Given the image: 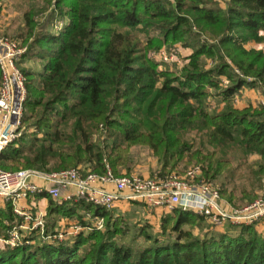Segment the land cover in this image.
I'll return each mask as SVG.
<instances>
[{
  "label": "trees",
  "instance_id": "16d2710c",
  "mask_svg": "<svg viewBox=\"0 0 264 264\" xmlns=\"http://www.w3.org/2000/svg\"><path fill=\"white\" fill-rule=\"evenodd\" d=\"M14 2L22 21L3 34L13 32L27 46L22 62L35 59L40 67L20 64L27 76L26 129L2 152L1 168L84 166L103 173L107 159L118 173L129 149L143 144L158 157L161 175L196 163L231 201L229 185L251 154L261 158L250 172L262 181L264 104L239 108L235 99L244 88H264V51L245 47L264 42V0ZM175 43L192 50L187 62L180 70L160 69L149 52ZM241 197L249 203L256 193L243 189ZM82 211L104 216L106 229L2 245L0 264H264V235L255 224L217 231L182 207L163 213L161 239L141 227L146 244L135 247L121 241L128 233L124 216L84 200L59 205L49 198L47 232L60 216ZM20 222L11 202L0 206V236Z\"/></svg>",
  "mask_w": 264,
  "mask_h": 264
},
{
  "label": "built area",
  "instance_id": "2783aa9c",
  "mask_svg": "<svg viewBox=\"0 0 264 264\" xmlns=\"http://www.w3.org/2000/svg\"><path fill=\"white\" fill-rule=\"evenodd\" d=\"M27 50L19 40L0 37V156L25 130L23 116L28 88L20 61ZM178 51L176 47H162L152 56L161 63L183 66L186 60ZM227 81L222 80L223 83ZM104 162L103 173L84 166L51 172L34 168L10 171L0 167V202L4 205L11 202L14 213L21 219L8 237L0 238L3 245L32 243L41 237L48 241L65 240L81 232L106 229L104 216L84 212L82 220L70 223L68 218H63L64 228L47 232V213L38 205L42 196L59 205L84 200L109 210L116 208L118 203H140L151 210L166 211L182 207L202 215L216 230L229 224L250 225L264 220V187L252 202L235 206L222 196L215 182L204 178L201 165L196 164L184 174L172 172L163 176L157 170L146 176L138 172L116 173L107 159ZM33 235L37 238L30 239Z\"/></svg>",
  "mask_w": 264,
  "mask_h": 264
},
{
  "label": "rangeland",
  "instance_id": "374dc122",
  "mask_svg": "<svg viewBox=\"0 0 264 264\" xmlns=\"http://www.w3.org/2000/svg\"><path fill=\"white\" fill-rule=\"evenodd\" d=\"M14 1H16V0H9V2H11V4H12V7L14 8L13 9L12 7H10L9 10L12 11V9H13V10H16L17 12H19V9L16 8V3ZM21 15L22 14H19L17 17L13 18L12 22H13V24H15L13 26V28L17 25V23L20 24V22L22 21ZM49 16H50L49 12H46L45 14L41 15L39 18L41 21H43V20H46L47 17L49 18ZM47 28H48V26H47ZM12 33L13 32H10L9 35H6V34H3L2 32H0V37H2V38L9 37V38L15 39L12 36L13 35ZM140 37H145V35L140 34ZM210 38H212V40H214V37L211 36ZM19 41L21 42L20 39H19ZM162 47H166V48L176 47L179 49V51H178L179 56L181 58L185 57L184 56V53H186L184 50L185 48L181 46V43L166 44V45H163ZM159 49L151 50L149 52V57L151 59L157 61L155 58H153L152 53L154 51H158ZM257 50H263L264 51V48L257 49ZM157 62L160 64V66H159L160 69H163V68L167 67L166 65H168V67H170L171 69L180 70L184 66V65L178 66V65L168 64V63H161L160 61H157ZM20 64L22 67H32L34 69H38L40 67L39 62L35 59L25 60L23 62L20 61ZM209 65L210 66L214 65L213 60L207 59V66H209ZM223 84H224V86H227L229 84V81H227ZM257 90L253 89V88H244V89H242L243 92L241 91V93L238 95V97L236 96L237 100L241 101L243 99L247 102L248 99H250V96H248V95H250V94L253 95V93H255V95L258 96L257 100H260L261 99L260 96L262 94L258 95L257 93L259 91H260V93L264 92V88L262 91L258 90V92H257ZM241 96H242V98H241ZM209 102L213 103L214 105L215 104L219 105L220 108H222L224 106V104L221 102V100L216 98V97H210ZM23 127H25V126L23 125ZM24 129H26V128H24ZM99 136H101L103 138V134L102 135L99 134ZM128 155H129V163L125 167H123V166L119 167V170L125 169L124 172H138V173H140L139 171L142 169H152L153 165H156V164L160 165L158 157L154 154L153 150L148 145H143V144L134 145L129 149ZM260 159L261 158L259 155L257 156V154H251L249 156L248 160L246 161V163H243V165L238 166L237 172H236L237 176L234 179H232V183L229 185L228 193H227V195H229L230 191L235 189L234 190L235 196L233 198V201H231L228 197H224L225 199L230 201L233 205H235V206L245 205L246 202H243L242 201L243 199L241 197L243 189H246L248 192L256 193L255 199L260 195V193L264 187V177L262 178V181L258 183L257 179L253 176V173L250 172V168H251L250 166H253L254 168H256L257 167L256 162L259 161ZM239 162H240V160H238L236 158L235 161L233 162V164L236 165V164H239ZM195 165H196V163H193V164H190L187 168H185V166L183 164H181L179 167L180 172L177 171V173L178 174H184L189 168H191ZM21 168H25V167L22 166L19 169H21ZM70 168H73V167H70ZM10 171H14V170H10ZM119 172H121V171H119ZM216 184L219 186L220 182H216ZM255 199H253V200H255ZM122 205H123V206H121L122 209L119 210V213H121V215L126 218L127 226H128V233L121 238V241H123L126 244H130L132 246H135V247L143 246L144 244H146V240H145L144 235L141 234L140 228L144 227V226H147V230L150 233L155 234L160 239L162 238V235H161V229H162L161 228V219L162 218L158 219V216L156 215L157 213L154 210L148 209V207H145V205H143V204H135V203L134 204H126L125 203V205H124V203H122ZM0 206L3 207L4 204L2 202H0ZM53 228L61 229V226H59L56 222V226ZM62 228H64V227H62ZM55 229H53L54 232L56 231ZM50 232H52V231H50ZM83 233L86 234V233H88V231L87 232H81L78 235L83 234ZM78 235H76V236H78ZM8 236L1 235L0 238H2V237L4 238V237H8ZM76 236H74V237H76ZM41 238H38V241ZM2 245H3V242L0 240V247Z\"/></svg>",
  "mask_w": 264,
  "mask_h": 264
},
{
  "label": "crops",
  "instance_id": "0c3cea01",
  "mask_svg": "<svg viewBox=\"0 0 264 264\" xmlns=\"http://www.w3.org/2000/svg\"><path fill=\"white\" fill-rule=\"evenodd\" d=\"M12 7V4L11 2H9V0H3L2 2L0 1V10H1V13H0V32H5L6 30H9L11 27H13L15 24H13V18L17 17L19 14V12H17L16 10H13L10 11L9 8ZM23 25V22L22 24ZM245 47L247 49H261V48H264V42H256V41H248L246 44H245ZM186 53H184V56L183 57L185 60H186V57L189 56L192 52V50L190 48H185L184 49ZM187 62V60H186ZM257 90V89H256ZM243 92V91H242ZM258 92V90H257ZM256 92V93H257ZM243 94V93H242ZM258 95L259 94H262L260 97H261V101L260 100H257L258 99V96L255 95V93H253V95H248L250 96V99H248V101L246 102L245 100H241V101H238L237 100V97L235 99V102H236V106L239 107V108H242V107H245V106H248V105H258L259 103L260 104H264V92L260 93V91L257 93ZM242 98V96H241ZM258 156V155H257ZM125 169H120V171H124ZM157 170H160V165H153L152 169H142L140 170V174H143V175H152L155 173V171ZM38 205L39 207L44 210L46 213H47V208H48V205H49V199L42 196L38 199ZM125 205V204H124ZM122 203H118L117 204V207L114 208L112 210L113 214L115 216H119L121 215V213H119V210L122 209ZM146 207V206H145ZM149 209V208H148ZM154 211L157 213L156 215L158 216V219L162 217L163 213L166 212V210H163V209H154ZM84 212L85 211H82L81 214L82 216L81 217H69V216H60L58 219H57V224L59 226L62 227L61 223L63 221H61V219L63 218H68L69 222L72 223L76 220H82L83 218V215H84ZM227 226V225H226ZM255 227L256 229L264 235V220L260 221L259 223L255 224ZM226 229L225 228H220V229H217V231H224ZM198 230H196L195 232H197Z\"/></svg>",
  "mask_w": 264,
  "mask_h": 264
}]
</instances>
